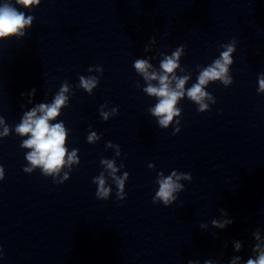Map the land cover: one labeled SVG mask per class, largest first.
<instances>
[{
	"label": "clouds",
	"instance_id": "9594fccd",
	"mask_svg": "<svg viewBox=\"0 0 264 264\" xmlns=\"http://www.w3.org/2000/svg\"><path fill=\"white\" fill-rule=\"evenodd\" d=\"M41 0H15L16 5L21 8L31 10L35 6L40 4ZM34 21V17L31 15H25L24 12L19 11L17 7L11 3H4L0 5V40H4L13 36H24L23 31L26 27L31 28ZM151 41L155 43V38H151ZM236 40L233 39L231 43L222 44L221 47L224 49L220 52L218 58L214 59L211 64L203 67L197 76V82L192 84L190 88L185 89V85L190 79L188 75L177 76L175 74L176 69L180 67L178 61L186 48V45H181L171 55L164 56L160 62V72L155 70L149 71L152 65L147 59H136L134 61V68L138 74H141L147 83L143 91L151 97H156L158 102L155 107L150 109L153 116L159 118V125L162 128H167L170 122L173 121L174 117L180 116L182 110L177 108L176 105L180 99H183L185 94L187 97L199 105L197 111L199 113L209 111L208 104L204 101L206 99H212L213 103L216 100L212 98L211 93L205 91V86L210 82L214 83L220 81L224 87L232 85L233 78L228 75L229 66L233 64V53L236 52ZM145 52L148 51V47H145ZM91 70V69H89ZM103 74V69H98ZM151 81H158V84H153ZM79 86L85 89L89 94L92 90L97 87L99 79L96 77L84 76L79 77ZM174 82V86H173ZM259 88L258 94L264 93V74L258 76ZM69 91L67 82H63L59 91L55 95L51 104L38 103L31 110L24 112L21 122L15 126V132L20 136H27L21 143V147L31 149L30 152L26 153V160L32 167H25V172H32L33 168L41 167L43 169V175L49 176L59 172V170L65 165L66 157L67 162L79 163L76 158L77 149H73L69 154L66 143V129L62 121L57 123H50L60 115V109L65 106L69 100V97L65 95ZM36 89L33 88L27 95L29 96L28 103H32L31 97L35 95ZM25 95L22 93V96ZM23 107V105H21ZM103 107V106H101ZM113 113L118 112V108L112 109ZM100 115L105 121L108 120L109 113L101 111ZM3 118H0V124H3ZM180 120L176 121V127L174 128L173 135L180 132ZM9 128L5 127L4 132L0 133L2 136H7ZM100 137L95 132L91 133L87 140L89 143H93ZM107 146L111 147L112 142H107ZM101 163L107 166V169L111 170V176L118 189L117 199L124 200L126 197L125 193V180L128 179L129 174L125 172L123 177H117L115 173L117 168L115 162L112 160L102 159ZM163 177V173L159 174ZM175 177V179H174ZM5 173L3 166H0V181L4 180ZM68 179L67 173L64 176ZM186 179L191 181L192 176L190 173L177 174L173 171L171 175L159 179V190L153 197V203L157 200L163 202L164 206H170L174 201L177 200V196H173L174 192H178L184 189V186L178 183L179 180ZM97 183L98 188L96 191V197L101 200H107L109 193L112 191L111 187H106V181L101 174L94 181ZM55 183V181H54ZM62 183V182H61ZM222 217H228V213L224 209H220ZM233 220L231 219H213L211 224L214 228L225 229L231 225ZM206 224H201L200 228H206ZM261 230L257 228L253 233V239L255 241L252 246V255L244 262V264H264V242L261 241L260 236ZM235 251L237 253L242 250V242L235 241ZM227 247V245H225ZM258 254V255H257ZM255 257V258H253ZM3 258V250L0 249V259ZM241 256H234L231 259V264H238L241 260ZM188 264H199V261L189 260ZM204 264H213L211 260L204 261Z\"/></svg>",
	"mask_w": 264,
	"mask_h": 264
}]
</instances>
